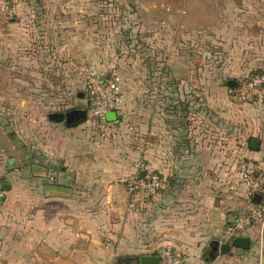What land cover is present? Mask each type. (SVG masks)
I'll return each instance as SVG.
<instances>
[{
	"label": "crops",
	"instance_id": "0c3cea01",
	"mask_svg": "<svg viewBox=\"0 0 264 264\" xmlns=\"http://www.w3.org/2000/svg\"><path fill=\"white\" fill-rule=\"evenodd\" d=\"M144 1L139 13L146 28L155 6L178 33H187L188 46L198 47L195 38L203 33L214 49L168 60L171 71L159 78L162 88L170 82L161 91L172 100L159 101L154 119L140 117L127 127L117 112L108 136L97 127L88 131L86 121L52 120L43 133L42 161L9 154L12 140L0 129V184L9 187L0 202V264H121L128 256L157 255L164 245L173 246L183 264H264L260 223L241 236L250 248L209 256L212 241L223 239L228 222L248 204L237 163L244 154L264 162V103L239 101L228 85L264 69V0ZM104 16L99 8L27 6L2 26L13 27L17 50L43 47L52 64H73L70 76L81 77L85 63L101 71L99 48L112 45L111 38L101 39L108 32ZM31 53L24 60L17 55L16 64L40 65V52ZM253 139L258 149L251 148ZM138 159L165 182L157 196L128 211L126 180Z\"/></svg>",
	"mask_w": 264,
	"mask_h": 264
},
{
	"label": "rangeland",
	"instance_id": "374dc122",
	"mask_svg": "<svg viewBox=\"0 0 264 264\" xmlns=\"http://www.w3.org/2000/svg\"><path fill=\"white\" fill-rule=\"evenodd\" d=\"M144 2L146 1L35 0L33 5L29 6L35 10L76 7L99 8L104 11L102 25H105V31H116L109 36L106 32L105 38L101 36V39L105 40L111 38L112 45H101L99 48L101 71L97 74L102 76L110 74L118 78L121 96L124 97L117 114L121 116L122 123H126L127 127H131L129 125L132 120L137 121L140 117L154 119L159 101L164 98L165 106L167 99L172 100L170 94L161 91L168 86L172 87L169 85L170 82L168 81L165 88H162L159 76L161 72L167 74L171 71L168 60L174 54L186 55L192 52L200 55L202 51L208 49V46L214 49L211 47L214 45L213 42L205 38L203 33H199L195 38L199 42L196 43L198 47L188 46L185 40L187 36L184 35L187 33H178L171 25V17L166 13L163 14L162 10H157L155 6L154 9L158 13L148 17L151 26L146 28L144 17L139 13L145 6ZM149 6L151 7L152 4ZM37 15L31 19L38 18ZM13 33L12 26L0 25V129L12 140L13 146L9 154L17 155L25 161L32 154H36L38 155L36 158L42 161L43 133L45 127L52 121L49 115L70 110H87L85 73L94 71L90 64L85 63L81 77L70 76L75 70V65H68L66 69L61 66L60 69L59 63L52 64L53 61L43 55L46 51L43 47L17 50L13 44ZM35 51L40 52L37 53L41 57L40 65L32 62L29 64L27 61L25 64H16V59H19L17 55L21 57L19 60H24L27 59L25 56L28 53L33 54ZM84 121L88 123V131L92 130V127L96 130L95 121L88 116V113ZM248 147L246 141L244 149L247 152ZM246 155L244 154L242 158L248 157ZM153 198L147 197L145 200Z\"/></svg>",
	"mask_w": 264,
	"mask_h": 264
},
{
	"label": "built area",
	"instance_id": "2783aa9c",
	"mask_svg": "<svg viewBox=\"0 0 264 264\" xmlns=\"http://www.w3.org/2000/svg\"><path fill=\"white\" fill-rule=\"evenodd\" d=\"M35 0H0V25H7L6 19H17L20 11L33 5ZM85 95L87 113L95 121L101 135L108 136L113 122L110 112H118L122 106L120 84L117 77L102 76L95 72H86ZM229 93L237 100L255 104L264 103V69H252L236 79V85L229 87ZM135 174L126 180L129 193L127 210H136L140 199L157 196L164 186L161 173L153 169L145 160L134 161ZM236 171L240 177L248 204L237 212L228 222L220 244L232 243L245 231L260 223L264 227V199L256 202L254 198L264 193V162L245 157L239 160ZM142 172L144 174L142 175ZM0 184V202L5 190ZM160 264H183V257L171 245L160 247L156 253Z\"/></svg>",
	"mask_w": 264,
	"mask_h": 264
},
{
	"label": "water",
	"instance_id": "95a60500",
	"mask_svg": "<svg viewBox=\"0 0 264 264\" xmlns=\"http://www.w3.org/2000/svg\"><path fill=\"white\" fill-rule=\"evenodd\" d=\"M15 21V18H12V19H6L5 22L6 23H11V22H14ZM228 85L230 87H234L236 85V81L235 80H230ZM67 120H66V123L68 125H70L71 123H73L74 121H84L86 116H87V110L85 109H82V110H70L67 112ZM74 116L77 118V120H74ZM81 116L83 118H81ZM50 119L51 120H54V121H64L66 119V114L63 113V112H57V113H51L49 115ZM72 117V118H71ZM108 118L109 120H115L117 118V114L116 112H112L108 115ZM74 120V121H72ZM79 123V122H78ZM251 148L252 149H258L259 146H260V141L258 139H253L251 141V144H250ZM14 163H15V159L12 157L9 159V169H13L14 167ZM33 168H37V165H33ZM144 174V172H142V175ZM2 189L3 190H6L7 188V185L4 183L2 184ZM47 188L48 189H54L58 192H64L66 189H64L63 187L61 186H50V185H47ZM254 200L256 202H259L261 200V196L260 195H257ZM251 246V240L247 237H238L236 239L233 240L232 243H224V244H220V242L218 240H214L212 241L211 243V250L209 251V256L210 257H215L217 253L221 252L223 254L225 253H229L231 251V249L233 247L235 248H242V249H248L250 248ZM160 264V256L159 255H150V254H147V255H141V256H138V257H132V256H128V257H125L123 259H121V264Z\"/></svg>",
	"mask_w": 264,
	"mask_h": 264
},
{
	"label": "flooded vegetation",
	"instance_id": "af4514ba",
	"mask_svg": "<svg viewBox=\"0 0 264 264\" xmlns=\"http://www.w3.org/2000/svg\"><path fill=\"white\" fill-rule=\"evenodd\" d=\"M65 114H66V119H65V121L67 120V118H68V116H67V112H65ZM72 118V117H71ZM74 120H77V118L74 116V118H73ZM74 120H72V121H74Z\"/></svg>",
	"mask_w": 264,
	"mask_h": 264
}]
</instances>
